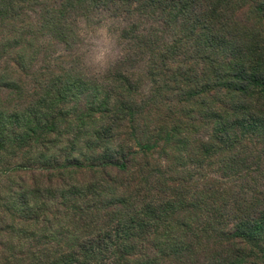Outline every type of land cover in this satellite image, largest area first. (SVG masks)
Segmentation results:
<instances>
[{
	"label": "trees",
	"instance_id": "1",
	"mask_svg": "<svg viewBox=\"0 0 264 264\" xmlns=\"http://www.w3.org/2000/svg\"><path fill=\"white\" fill-rule=\"evenodd\" d=\"M45 1L0 0V49L10 50L11 40L31 43L36 29L67 40L72 12L146 19L138 52L150 55L152 77L185 98L178 103L194 101L208 134L188 155L193 142L179 132L185 116L164 127L143 123L140 111L154 96L114 107L94 95L95 108L75 122L99 126L65 139L56 109L67 105L72 80L51 81L24 112L0 111V175H22L13 213L5 210L13 222L4 230L14 240L1 264H158L161 257L175 264L179 255L184 264H264V0ZM36 2L38 18L29 15ZM13 20L22 32L8 29ZM131 32L135 24L125 36ZM21 49L10 53L24 61ZM6 81L12 75L0 73V88ZM193 123L187 131L195 133ZM179 152L175 165L169 154ZM214 166L239 189L197 220L208 199L193 201L184 177Z\"/></svg>",
	"mask_w": 264,
	"mask_h": 264
},
{
	"label": "rangeland",
	"instance_id": "2",
	"mask_svg": "<svg viewBox=\"0 0 264 264\" xmlns=\"http://www.w3.org/2000/svg\"><path fill=\"white\" fill-rule=\"evenodd\" d=\"M36 4L37 2L31 4L30 9L35 12H29V15L38 18L40 12L35 9L40 5ZM22 15V13L19 14L20 17ZM137 19L126 15L114 16L112 12L102 10H94L88 19L82 13L72 12L65 25L69 29L67 40L56 37L51 30L37 29L30 31V35L34 38L31 43L20 44V40H11L10 50L0 49V73L6 72L12 75V81H6V85L0 88V111L9 112L20 109L24 112L27 108L39 103L42 97L40 91L41 88H45V85L51 81L53 86L58 82L72 80L76 85L73 87V93L65 99L67 105L56 109L60 122L59 132L65 134V139H70L80 132V128L87 132L96 125L99 126L100 120L92 121L91 124L85 123L80 127L75 122L77 116L95 108L92 101L94 95H99L101 100L112 98L114 107L128 100L141 101L152 95L154 98L149 102L148 107L140 111L143 123L151 119L153 122H158L157 125L161 123L164 127V125H171L174 121H178L179 117L185 116L180 122L184 125L180 127L179 132L181 135H187L193 142L192 145L184 148V150H190L188 155L193 154V145L198 146L208 134L206 116L204 113L198 115L199 109L194 101L178 103L180 98L185 100L181 93L177 92L170 83L166 88L165 83L158 81L157 77H152L151 65L148 63L150 55L138 52L137 48L140 44L137 36L146 27L148 29L149 24L146 19H138L139 21ZM132 24L136 25L137 32H131L126 37L125 31ZM18 25L19 21L13 20L8 25V29L12 30L14 27L22 32ZM22 47L24 48L21 49ZM18 48L25 56L24 61L20 56L14 55V58L11 56L10 51ZM178 89L181 90V87ZM83 92L85 93L81 96ZM78 94L79 96H76ZM90 105L91 108H89ZM58 115H53V117L57 119ZM193 120L197 121L195 133L187 131L189 126L193 128ZM119 130L116 129L115 134L120 133ZM139 132L142 133V131ZM56 143L50 144V147H57ZM84 144L80 141L77 148H83ZM70 153L74 155V150L70 149L66 152L67 155ZM169 156L175 158L173 161L177 165L180 163L182 153L169 154ZM156 158L152 156L150 160H156ZM178 172L181 171L177 170L171 177L175 180L180 178ZM4 173L0 175V258L5 247L14 240L9 238L4 230L9 222H13L12 216L5 218V210L10 208L13 213L14 193L20 182L19 178H22V175L12 174L13 172ZM205 175L203 173L193 178L184 177L185 183L190 184L191 189L188 192L193 201L208 199L202 202L201 206L198 205V209L196 208L197 220L208 212L214 214L215 210H219L221 203L226 200L225 197H229L239 189V184L233 181L228 182L229 177L225 178L222 169L217 166L206 168ZM209 179L213 180L209 181ZM105 192L106 187L102 194ZM212 204L215 205L214 210L211 209ZM179 224L182 223L179 222ZM184 263L179 255L175 264ZM158 264L170 263L166 257H161Z\"/></svg>",
	"mask_w": 264,
	"mask_h": 264
}]
</instances>
